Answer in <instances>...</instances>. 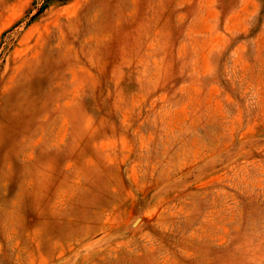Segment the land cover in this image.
Here are the masks:
<instances>
[{
	"label": "rangeland",
	"instance_id": "obj_1",
	"mask_svg": "<svg viewBox=\"0 0 264 264\" xmlns=\"http://www.w3.org/2000/svg\"><path fill=\"white\" fill-rule=\"evenodd\" d=\"M0 264H264V0H0Z\"/></svg>",
	"mask_w": 264,
	"mask_h": 264
},
{
	"label": "trees",
	"instance_id": "obj_2",
	"mask_svg": "<svg viewBox=\"0 0 264 264\" xmlns=\"http://www.w3.org/2000/svg\"><path fill=\"white\" fill-rule=\"evenodd\" d=\"M45 5H46V1H43V3L41 4L40 7H43V6H45Z\"/></svg>",
	"mask_w": 264,
	"mask_h": 264
}]
</instances>
